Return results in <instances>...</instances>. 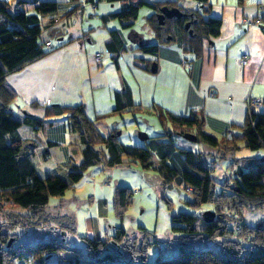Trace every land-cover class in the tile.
Wrapping results in <instances>:
<instances>
[{"label": "trees", "instance_id": "obj_1", "mask_svg": "<svg viewBox=\"0 0 264 264\" xmlns=\"http://www.w3.org/2000/svg\"><path fill=\"white\" fill-rule=\"evenodd\" d=\"M126 1L120 11L102 16L103 23L117 19L122 27L128 28L138 18L142 6L152 7L158 13L161 7H172L174 4L172 1ZM197 1L201 9L184 10L186 17L166 19L165 24L160 25L156 13L149 17V22L158 38L172 33L173 39L180 41L186 50L199 55L204 40L220 34L222 21L214 17L205 19L204 14L209 12L205 6L207 0ZM32 4L31 13L23 8H16L12 12L10 0H0V194L14 207L20 206L28 211V214H21L6 211L0 206V264H15L16 260L25 257L43 263L47 256L54 254L58 257V264H264V220L252 225L244 220L246 211L264 210V157H246L248 170L240 166L242 173L238 174V168L234 169L232 180H229L211 174L215 165L209 152L194 151L181 145L189 141L183 137L184 133H194L198 136L196 141L216 148V154L212 153V157L216 156L221 162L242 148L262 150L263 113L251 112L243 125L233 126L225 136L217 138L203 131L204 119L199 114L179 116L161 109L158 116L163 132L149 136L146 146H133L120 142L116 134L103 135L96 122L101 116L90 120L84 105L53 106L47 109L45 116L66 115L70 133H76L83 145L82 161L71 164L65 177L39 172L32 156L26 153V141L19 130L23 125L38 128L43 124V118L31 114L18 117L14 114L12 104L18 95L7 81L10 73L22 70L59 48L46 46L48 40L44 32L58 37L59 28L55 27L58 3L33 0ZM75 8L61 18L69 16ZM48 15L51 16L43 23V18ZM188 17L191 18L189 29L192 34L185 29ZM106 47L115 53L126 49L120 29L110 30ZM139 49L155 54L158 44ZM132 106H136L132 90L125 86L115 94V108L105 115L134 110ZM189 128H194L195 132ZM241 143H244V147ZM132 163L158 172L165 184L184 186L194 198L188 202L191 206L196 208L206 203L213 206L216 215L210 223L205 221L203 215L181 213L175 217L173 231L176 236L168 242V248L175 254L170 258L158 257L153 262L148 261L153 242L147 241L149 232L143 227H140L139 237H132L125 228L117 226L114 234L91 238L78 233L76 220L72 219L69 224L58 217L60 220L53 223L55 217L50 214L51 197L65 195L90 167L102 165L108 169ZM240 164V160L236 161L235 167ZM189 188L192 190L189 191ZM131 194L133 191L128 188L116 190L114 202L118 216L123 217L128 210L132 203ZM18 228L23 231L43 228L48 230L46 234L49 238L37 242L21 241L16 232ZM69 234L83 243L85 252L71 245L67 239ZM10 239H13L11 245ZM208 243H217V246L209 247ZM63 251H67V254Z\"/></svg>", "mask_w": 264, "mask_h": 264}, {"label": "crops", "instance_id": "obj_2", "mask_svg": "<svg viewBox=\"0 0 264 264\" xmlns=\"http://www.w3.org/2000/svg\"><path fill=\"white\" fill-rule=\"evenodd\" d=\"M17 1L15 8L33 6V0ZM42 1L59 5L55 25L59 28L58 37L53 39L44 31L45 39L52 43V47L59 48L7 76L8 83L18 95L12 104L14 114L18 117L31 114L44 121L38 128L23 125L19 130L26 141V153L33 160L36 149L41 145L48 146L45 154L50 159L53 158L52 149L61 147L64 154L57 164L67 168L82 161L83 145L79 137L72 138L66 115L45 116L47 109L53 106L84 105L90 120L101 116L96 121L100 132L105 136L116 134L119 140L123 135L120 117L123 118L124 113L149 116L159 124L161 109L179 116L199 114L204 119V132L217 138L225 136L231 127L243 125L251 112L264 114V0H207L205 6L209 12L204 14V18H219L222 24L217 37L204 40L199 55L186 50L171 36L163 40L159 38L154 43L158 44L155 54L139 49L152 43L138 42L128 47V34L135 38V34L130 32L133 25L124 28L120 21L118 26L115 19L103 23L101 18L120 11L128 2L126 0L113 3L108 0ZM144 1H172L173 6L186 10L179 6L182 0ZM195 1L197 6L187 10L201 9L199 2ZM101 4L104 7L102 14L98 15ZM75 6L73 13L61 18ZM149 8L147 25L158 38L149 22V17L157 11ZM50 16L44 17L43 23ZM70 19H73L72 25ZM112 29H120L125 39L126 49L118 53L106 47ZM245 55L248 62L243 64ZM186 61L189 62L188 67L184 64ZM153 63L157 64L156 72L151 70ZM125 86L132 90L134 110L105 115L115 108V94ZM253 98L260 99L261 105L251 106ZM118 130L120 134H117ZM77 141L78 151L73 153L70 146ZM181 145L199 151L192 142L186 141ZM46 160L42 164L47 163ZM240 163L244 161L240 160ZM36 165L40 169V165ZM99 202L101 206L105 203L102 198ZM101 211L102 208L99 213ZM93 222L97 220L86 218L87 229ZM103 231L98 226V235L78 233L104 238Z\"/></svg>", "mask_w": 264, "mask_h": 264}, {"label": "rangeland", "instance_id": "obj_3", "mask_svg": "<svg viewBox=\"0 0 264 264\" xmlns=\"http://www.w3.org/2000/svg\"><path fill=\"white\" fill-rule=\"evenodd\" d=\"M182 1L183 2L180 3L179 6L186 10L191 6H197L195 0ZM10 2V11L15 12L17 10L15 5L18 1L10 0ZM103 7L104 4H101V9L97 10L98 15L102 14ZM23 9L27 10L29 13L32 12V8L30 7H25ZM146 11H148V13H146ZM150 11L148 6H142L140 8L138 18L134 21L133 28L130 31L132 34H135V38L133 39L131 34L127 32L128 38L126 44L128 47L134 46L135 43L138 42H140V44H154L159 40V38L154 36L147 25L146 16L150 15ZM87 17H89V14H87ZM115 21L119 26V20L116 19ZM69 22H71L72 25L73 19H70ZM48 36L55 39V35L52 36V33ZM170 36L172 37V33H169L162 38V40L168 39ZM41 39L43 40L44 36L41 37ZM122 115L123 118L119 116L123 130L120 141L126 145L146 146L147 141L140 138V132H146L149 136L161 132L162 125L149 116L141 115V117L138 114L133 115L130 113H124ZM189 129L195 132L194 128ZM119 131L120 130L117 132ZM75 137H78V135L72 133V138L74 139ZM192 143L199 151L209 152L208 155L210 154L211 161L215 165V170L211 174L216 175L218 178L224 176L232 180V173L235 171L234 169L238 168V165L235 167L236 161H244V163H241L239 166L248 170L246 157H264V149L252 151L248 148H242L233 155L228 156L225 161L223 160L221 162L216 156L212 157V153L216 154L215 147L206 145L201 141ZM78 145V141L76 143L73 142L70 146V151L76 153V150L78 151ZM243 145L244 143H241L242 147H244ZM47 147L48 146L43 147L40 145L38 149H36V157L34 160L40 165L39 172L42 175L55 173L65 177L68 171L67 166L57 164L58 160L62 158L64 154L63 149L61 147H54L51 153L53 154V158L50 159L45 154ZM45 160L47 163L42 164ZM231 163L232 166L228 168ZM256 177L257 176L254 175V179H256ZM118 188H128L130 191H133V194H131L132 203L129 205L123 217L117 215L114 202V195ZM219 188L220 187H218V189ZM101 198L104 199L105 202L103 206H101L99 202ZM193 200L194 198L184 186L165 184L158 172L152 169H143L139 164L119 165L108 169H104L102 165H94L86 171L83 178L76 183L73 188L69 189L65 195L51 197L50 214L55 217L53 223L60 220V218L69 224L72 222V219L76 220L77 226L79 224V233H87L90 235H98V226H101L102 230H104V236L108 232L109 234H114L116 230L115 227L122 226L127 230L130 236L139 237L141 236L139 233L140 227H143L149 232L147 241L153 242L148 253V261L153 262L158 257L165 259L174 256L175 252L168 248V242L176 236V233L173 231V226L176 224V216L181 213L204 215L208 210L213 211V206L210 203L202 204L196 208L191 206L188 202ZM0 206L4 207L6 211L13 210L21 214H28L26 209L11 205L1 194ZM100 208H102L101 213H99ZM87 217H92L97 220V222H93V224L90 225V228L88 226V229L86 223ZM244 220L251 225L256 224L264 220V210L256 212L246 211ZM200 227L203 228L204 225L201 224ZM16 232L19 234L21 241L37 242L49 238V235L46 234L48 230L43 228H30L27 231L18 228ZM67 239H69L72 246L79 247L83 252L86 251L83 247V243L79 242L78 238L73 234L67 235ZM207 246H217V243H208ZM63 253L67 254V251H63ZM57 258L56 254L47 256L45 261L40 263V261L32 259L31 257H25L23 260H16L15 264H58Z\"/></svg>", "mask_w": 264, "mask_h": 264}, {"label": "water", "instance_id": "obj_4", "mask_svg": "<svg viewBox=\"0 0 264 264\" xmlns=\"http://www.w3.org/2000/svg\"><path fill=\"white\" fill-rule=\"evenodd\" d=\"M186 16H187V13L182 11L181 8H179L177 6L170 7L168 5L161 7L159 12L156 15L157 20H158V24H160V25H164L166 19H172V18L180 19V18L186 17ZM190 16L192 17V14ZM190 25H191V20L186 21L185 29H188L189 33L192 34V30L189 29ZM151 70L153 72H156V70H157V64L156 63H153ZM117 134H120V132H118ZM139 136L142 140H147L149 138V135L146 132H140ZM183 137L189 141H196L198 138V136L196 134L191 133V132L184 133ZM241 173H242V169L240 166H238V174H241ZM215 215H216L215 212L208 210L204 213L203 217L207 223H210L215 219ZM63 234H65V232H63ZM11 244H12V239H10V241H9V245H11Z\"/></svg>", "mask_w": 264, "mask_h": 264}, {"label": "built area", "instance_id": "obj_5", "mask_svg": "<svg viewBox=\"0 0 264 264\" xmlns=\"http://www.w3.org/2000/svg\"><path fill=\"white\" fill-rule=\"evenodd\" d=\"M95 7V6H94ZM46 46L50 47L52 46V43L50 41H46ZM248 62V57L245 55L244 57H242V63L246 64ZM187 67L189 66V62L186 61L184 63ZM262 101L260 99L257 98H253L250 100V105L251 106H256V105H261ZM192 189L189 188V191H191ZM136 192V191H135Z\"/></svg>", "mask_w": 264, "mask_h": 264}, {"label": "flooded vegetation", "instance_id": "obj_6", "mask_svg": "<svg viewBox=\"0 0 264 264\" xmlns=\"http://www.w3.org/2000/svg\"><path fill=\"white\" fill-rule=\"evenodd\" d=\"M189 18V17H188ZM189 20H191V18H189V19H187L186 21H189ZM186 23V22H185Z\"/></svg>", "mask_w": 264, "mask_h": 264}]
</instances>
